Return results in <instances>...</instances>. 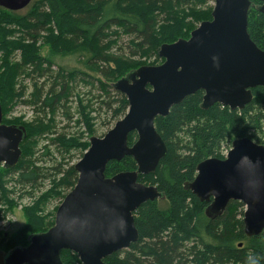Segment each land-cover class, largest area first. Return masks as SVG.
Listing matches in <instances>:
<instances>
[{"label": "trees", "instance_id": "obj_1", "mask_svg": "<svg viewBox=\"0 0 264 264\" xmlns=\"http://www.w3.org/2000/svg\"><path fill=\"white\" fill-rule=\"evenodd\" d=\"M110 1L112 0H80L84 9L74 12L75 9H61L63 6L58 0H39L33 3L34 10L26 18L28 26L25 25L27 33L25 35L30 39V36L36 37L39 31L50 26L54 18L60 17V20L56 21V25L60 26L57 48L77 47L79 44L75 41L84 39L86 43L92 45L90 48L94 53L90 64H95L105 80L81 71L70 73L54 71L49 60L31 50L15 65L17 78H29L33 84V93L28 100L21 101L24 98L20 94L22 90H19L22 88L21 81L19 89L11 91L12 100L31 106L37 114L35 125L38 126L31 131L24 126L27 138L20 146L22 151L20 161L13 169H3L16 174V183L24 189L36 188L40 181L48 176V170L37 166L38 160L33 159L34 148L31 143H35L33 140L41 136L54 134L50 133V126L44 122L49 113L55 115L61 110L67 119L71 118L67 100L73 92V83L76 79L82 80L96 90L98 97L93 98L94 102L97 100L99 103V112L105 106L107 111L110 109L113 112L115 119L126 115L129 108L128 100L125 95L114 89V84L138 68L120 66L127 62L121 60V56L108 54L109 50L118 45L121 35H128L132 39L131 43H135L134 46L131 44L128 46L129 57L155 58L156 61L161 60L158 52L162 45L185 39L176 33L183 23V18H175L176 26L160 33L161 30L159 32L156 30L155 18L145 16V10L150 11L155 7L167 14L169 7L193 9L214 2V0H117L116 3ZM250 1L254 6L251 7L248 16V33L256 46L264 51V14L256 9V6L262 3L260 0ZM126 6L130 7V10ZM211 12L197 19L200 23L211 20ZM176 15L168 13L169 18ZM50 27L52 37L54 30L52 26ZM64 27L65 33L62 32ZM193 30L194 28L187 32L191 33ZM85 42L79 43L85 46ZM110 62L117 63L119 68H110ZM130 65L128 64V67ZM25 93L23 92V95ZM252 94V102L242 111H232L220 104L203 110L201 104L204 92L200 90L174 106L168 117H157L155 127L167 146V155L160 161L154 173L140 177L139 182L157 186L159 191L165 194L166 199L146 202L140 206L135 212L139 240L128 249L107 257L104 260L106 264H264V231L258 237L248 238L245 235L244 204L231 202L221 217L209 219L205 214L208 204L201 203L191 191L185 190V183L192 182L196 177L198 164L209 158L224 159L225 147L232 144L235 139L248 137L257 144L264 145V87L253 89ZM1 100L0 95L4 117L5 104ZM86 109L81 111L87 118L89 114H86ZM134 139L136 141L137 135L130 134V146L134 144ZM52 143L57 144L58 150L65 153L81 148L76 138L68 139L66 134L58 135L52 139ZM89 147L90 145L83 150L86 148L88 150ZM47 148L45 146V149ZM48 153L46 152V155ZM63 167L64 165H58L54 168L55 173L64 176L56 187L65 188L70 192L77 183L78 173L74 166L66 170H63ZM136 169L135 160L126 157L118 162L111 161L107 165L106 176L112 177ZM56 195L61 196V193L56 192ZM41 200L44 201L43 196ZM161 201L166 203L164 209H161L158 203ZM53 226L54 222L46 225L32 213L29 216V224L8 241L13 245L26 241L28 243L31 235L38 231L46 232ZM17 246L22 245H14L13 248ZM61 258L64 264H81L79 257L71 251L61 252Z\"/></svg>", "mask_w": 264, "mask_h": 264}, {"label": "water", "instance_id": "obj_2", "mask_svg": "<svg viewBox=\"0 0 264 264\" xmlns=\"http://www.w3.org/2000/svg\"><path fill=\"white\" fill-rule=\"evenodd\" d=\"M33 0H0V7L18 12ZM256 9L264 14V0ZM250 0H214L211 20L203 21L189 39L160 47L158 66H142L114 84L126 96V115L103 137H91L90 147L74 165L75 187L59 206L54 226L29 237L28 245L9 251L4 264H64L61 252L71 251L81 264H106L112 254L139 240L135 212L146 202L165 200V194L139 178L156 171L167 146L155 127L157 117L188 96L204 92L201 109L215 104L235 111L252 102V90L264 87V51L248 33ZM130 134L137 139L129 144ZM27 138L22 125H5L0 102V166L15 168ZM132 157L137 169L106 176L111 161ZM192 182L185 183L209 219L221 217L231 202L245 206L244 233L264 231V145L248 137L235 139L224 159L198 164ZM241 246V244H240Z\"/></svg>", "mask_w": 264, "mask_h": 264}, {"label": "rangeland", "instance_id": "obj_3", "mask_svg": "<svg viewBox=\"0 0 264 264\" xmlns=\"http://www.w3.org/2000/svg\"><path fill=\"white\" fill-rule=\"evenodd\" d=\"M35 1L38 2L39 0H33L30 6L18 12H8L0 7V95L2 98L1 101H4L5 104L3 123L23 125L28 127L30 131L35 130L38 126L35 125L37 122V114L31 106L23 105L20 101L17 103L11 97V91L18 90L21 81L22 88L20 87L19 90H22L20 94H22V97L24 96L21 101L28 100V97L33 93V84L29 81V78H17L18 73L14 71L15 65L22 61L24 55L29 50L49 60L53 65L52 68L54 71L59 72L61 70L66 73L81 71L91 74L97 77V79L105 80V78L101 77L95 64H90L94 54L90 48L92 46L90 43H86L84 39H81L75 41L76 44H79L77 47L69 49L64 47L57 48L60 26L56 25V21H59L60 17L54 18L53 23L51 22L50 26L54 30L52 37L49 31L51 27L48 25L46 29H43L41 32L39 31L36 37L33 36L32 38L30 36L31 40L27 38V35H25L27 34L25 28L28 26L26 18L34 10L33 3ZM58 1L63 6H60L63 10L75 9L73 11L77 12L78 10L84 9L80 0ZM116 1L112 0L110 2L116 3ZM213 9L214 2L193 9H185L182 7L172 9L169 7L167 14L163 10L152 7L150 11L145 10L144 15H150L149 17L153 16L155 18L156 30L158 32L161 30L160 33L170 30L171 27H175V18H183L181 26L184 28L179 26V30L176 33L180 37L189 39L191 33L187 31L193 28L195 30L200 25V20L197 18L205 17ZM128 10H130V7H128ZM168 13H176L177 15L174 18H169ZM65 27L62 30L63 33L66 31ZM79 42H85V46ZM131 42V37L121 35L118 40V45L112 50H109V55L116 54L117 56H121V60L131 64L129 67L127 63H122L120 66L123 65L125 68L135 69L142 66H158L164 62V60L156 61L155 58H140V56L134 58L129 57L128 46L130 44L134 46L135 44ZM109 66L112 69L118 67L115 62H110ZM73 84V92L67 100V108L69 109V116L71 118L67 119L63 115L64 111L61 110L56 112L55 115L54 113H49L44 122L50 126V133L54 134L44 137L41 136L35 141L32 139L35 142L31 143L32 148H34L33 159L38 160L36 163L37 166L48 170V176L42 179L36 188L26 187L24 189L16 183V174L6 172L3 167H0V264H4L3 260L5 255L14 245L24 246L27 243L26 241L13 245L8 240L29 224V216L32 213L46 225L51 224V222L55 223L56 212L63 202V196L69 192L65 188L60 189L61 187H56L64 176L55 173L54 168H57L58 165H64L63 170H66L74 166L82 158V153L86 152L88 147L85 151L83 149L90 145L91 137H103L122 119H115L113 112L110 109L107 111L105 106L100 112L98 111L99 103L97 100L94 102L95 100L93 98V96L98 97V93L93 87L79 79H76V82ZM23 92H26L25 95H23ZM115 107L117 108L118 106ZM84 108H87L86 114H89L87 118L82 115L81 110ZM60 134H66L68 139L76 138L81 148L67 153L59 151V146L53 144L52 139ZM45 146L48 148L45 149ZM228 147L230 150L231 144L225 147V155L229 151L227 150ZM32 148L30 147V150ZM46 152H49L48 155H46ZM56 192H60L61 196L56 195ZM42 196L44 203L41 200ZM158 203L161 209L166 207L165 201Z\"/></svg>", "mask_w": 264, "mask_h": 264}, {"label": "flooded vegetation", "instance_id": "obj_4", "mask_svg": "<svg viewBox=\"0 0 264 264\" xmlns=\"http://www.w3.org/2000/svg\"><path fill=\"white\" fill-rule=\"evenodd\" d=\"M5 124V123H4ZM5 125H9V124H5ZM226 156V155H225ZM0 167H3V166H0ZM4 168V167H3Z\"/></svg>", "mask_w": 264, "mask_h": 264}]
</instances>
